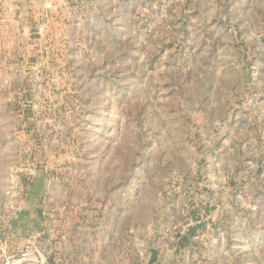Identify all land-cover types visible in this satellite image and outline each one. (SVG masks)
<instances>
[{
	"label": "rangeland",
	"instance_id": "374dc122",
	"mask_svg": "<svg viewBox=\"0 0 264 264\" xmlns=\"http://www.w3.org/2000/svg\"><path fill=\"white\" fill-rule=\"evenodd\" d=\"M153 256L264 264V0H0V264Z\"/></svg>",
	"mask_w": 264,
	"mask_h": 264
},
{
	"label": "crops",
	"instance_id": "0c3cea01",
	"mask_svg": "<svg viewBox=\"0 0 264 264\" xmlns=\"http://www.w3.org/2000/svg\"><path fill=\"white\" fill-rule=\"evenodd\" d=\"M206 213H207V209H206ZM206 217H208V215H207V214L205 215V218H202V221H203V219H205V220H206V219H207ZM202 221H201V222H202ZM201 222H200V223H201ZM200 223H199V224H200ZM148 264H157V262H156V261H154V256H153V260H152V261H149V262H148Z\"/></svg>",
	"mask_w": 264,
	"mask_h": 264
}]
</instances>
